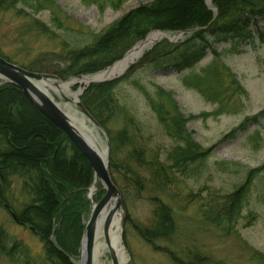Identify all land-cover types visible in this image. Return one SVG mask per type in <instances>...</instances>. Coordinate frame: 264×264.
<instances>
[{
	"label": "trees",
	"instance_id": "obj_1",
	"mask_svg": "<svg viewBox=\"0 0 264 264\" xmlns=\"http://www.w3.org/2000/svg\"><path fill=\"white\" fill-rule=\"evenodd\" d=\"M98 6L101 13L107 7L102 0H83ZM126 0H111V6L118 8ZM21 7V9H20ZM54 0H0V8L15 9L16 13L26 14L48 11L51 22L63 32L79 33L88 36V41L64 38L61 47L46 53L39 66L27 65V69L57 75L62 81L99 71L121 59L137 42L146 38L154 30L166 32L185 31L190 37L179 43L162 40L146 52L140 65L155 69L172 67L177 71L192 69L208 54L213 59L201 72L191 73L185 82L199 89L206 97L215 98L221 105L229 99L222 86L221 75L230 68L224 63L225 50H218L210 40L228 41V50L242 51V45L253 35L251 26L259 18H264V0H153L143 3L125 13L99 34L84 29L67 27L65 17L58 11ZM29 13V12H28ZM32 28L52 39H59V32L41 19H32ZM62 34V33H61ZM264 37V34H263ZM0 54L6 57L1 51ZM48 57V58H47ZM44 60L46 62L44 63ZM49 60V62H47ZM37 64V63H36ZM137 68L132 65L123 79L128 78ZM236 90L242 89L235 74L230 73ZM120 78V77H119ZM93 83L81 96L85 108L107 131L111 151L114 153L130 138V125L135 118L121 104L116 87L121 79ZM122 79V80H123ZM143 92L166 134L175 141L167 152L166 160L155 153L150 159L144 158L143 150H134L133 159L147 166L156 187L165 189L172 181L171 176L201 177L208 167L213 154V146L205 147L194 138L188 123L195 118L183 112L171 91L159 85ZM241 94V92H240ZM125 116L126 125L116 132L111 128L120 116ZM249 119L226 134L234 138L238 132L247 131ZM255 144L264 137L259 131L248 135ZM118 163L113 154L110 157V171L114 182ZM264 173V164L257 168H247L244 179L232 191L210 190L200 198V213L206 221L226 234L237 233L241 219L249 226L257 217L251 209L253 187ZM175 175V176H176ZM26 177L27 194L31 200L20 211L8 208L7 195L12 185V177ZM94 182V170L86 156L69 137L50 119L42 114L27 98L24 92L13 83L0 85V205L16 216L17 223L29 227L43 243V258L52 264H76L79 259L81 241L86 227L85 217L90 209L87 198L89 187ZM259 197L264 200V193ZM153 218L149 224L129 220L140 237L155 250L166 252L158 241L170 238L175 232L172 208L160 198H153ZM11 208V207H10ZM248 215L244 216V211ZM0 228V252L18 263L13 248H7ZM22 256L29 264L30 252L21 243ZM21 244V245H20ZM252 259L264 264V252L252 250ZM180 264V259L172 255Z\"/></svg>",
	"mask_w": 264,
	"mask_h": 264
},
{
	"label": "rangeland",
	"instance_id": "obj_2",
	"mask_svg": "<svg viewBox=\"0 0 264 264\" xmlns=\"http://www.w3.org/2000/svg\"><path fill=\"white\" fill-rule=\"evenodd\" d=\"M54 1L59 6L58 11H61L62 16L66 18L64 23L67 27L99 34L128 11L153 0H126L118 8L111 6V0H102L107 5L103 13L97 5L83 0ZM28 12L19 14L15 9L0 8V51L15 64L22 67L41 65L46 53L60 49V42L64 38L71 42L74 39L88 41L86 35L63 32L64 29L57 28L51 22L48 11L38 14L31 10ZM33 18L48 23L53 31L59 32L60 38L52 39L32 28ZM251 33L253 36L243 43V50L240 52L228 50L231 42L210 40L213 47L220 51L225 50L223 60L230 68V71L225 70L221 75L222 86L229 95V99L223 105L215 98L211 100L206 97L199 89L185 82L191 73H200L202 68L211 62L213 54L210 49L207 56L192 69L177 71L172 67L155 69L140 65L148 50L153 49L162 40H167L162 38L153 45V48L144 51L142 57L133 64L137 68L128 78L123 79L132 65L119 78L121 80L116 87V94L136 122L135 125H130V138L125 145L120 146L114 153L109 145V161L113 154L119 165L115 173L118 179L116 185L125 200L126 209L117 210V213L121 214L119 244L123 249L125 264H178L172 255L180 259V264H257L252 259L251 251L264 252V200L259 197L260 193H264V173L256 180L253 187L250 207L256 211L257 217L249 226H245L244 218L241 219L237 233L226 234L206 221L200 213V198H198L200 191L203 195L213 189L222 192L232 191L244 179L247 168H257L264 164V141L260 140L253 144L248 140V135L255 131H259L264 137V18H259L252 24ZM166 34L174 37L178 32H166ZM190 35L189 32L184 33L175 43L186 40ZM230 73L237 76L242 89L236 90L237 86L233 84ZM153 85H159L175 95L183 112L195 116L188 123L194 138L205 147H214L213 154L208 160L207 171L201 177L198 175L184 177L175 174L176 176H171L172 181L167 183L165 189L156 187L148 167L132 157L133 151L137 149L145 151L144 158L147 160L154 153L162 160H166L167 152L175 144V141L166 134L143 92V87L149 91L153 89ZM83 86L74 83L70 86V92L67 93L66 90L63 92L69 97ZM51 93L64 109L81 117L77 108L67 103L60 92L51 89ZM245 119H249L247 131L238 132L234 138H225L226 134L238 128ZM88 125L93 131L96 142L104 149L107 146L108 133L105 136L89 123ZM125 125L126 120L123 115L111 124V128L116 132ZM28 182L29 178L26 177H12L10 193L7 195L10 211L13 209L20 211L30 202L31 198L27 194L26 187ZM94 183L95 181L92 185ZM92 185L87 192L90 209L85 221H88L92 211L91 199L96 201L103 193L97 192L102 188L101 183L98 182L96 193L90 197ZM155 197L162 199L172 208L175 232L170 238L157 242L167 250L166 252L155 250L148 244L138 235L129 220L132 218L135 223L149 224L153 218ZM10 211L0 205V228L4 231L2 237L5 247L13 248L15 257L21 259V262H13L9 256L0 252V264H25L26 258L22 256L21 247L16 243H21L29 250L31 257L28 258L29 264H52L43 258V243L40 238L29 227L17 223ZM246 215L248 211L245 210L244 216ZM81 252L82 249L76 264L81 259ZM101 260L112 264L108 247Z\"/></svg>",
	"mask_w": 264,
	"mask_h": 264
},
{
	"label": "water",
	"instance_id": "obj_3",
	"mask_svg": "<svg viewBox=\"0 0 264 264\" xmlns=\"http://www.w3.org/2000/svg\"><path fill=\"white\" fill-rule=\"evenodd\" d=\"M208 3L210 4L211 0H208ZM153 32H160L162 34L166 33L165 31H152L145 39L139 41L130 50H128L121 59L115 61L106 68L91 74L84 75L80 78H71L64 82L60 81V79L52 73L28 70L0 55V80L2 81L0 85L4 82H10L18 86L31 101V103L42 114L50 119L59 129H61L77 146V148L86 156L94 170L95 182L98 181L102 185V188L97 191L103 192L101 196L96 201L91 199L92 211L83 233L81 259L77 264H94L96 235L98 226H100L98 224L104 212L106 217L103 221L104 223L102 227L105 239L108 244L110 259L112 264H120L116 253L109 242L108 230L112 219L117 213V210L120 208H123L124 210L126 209L124 197L119 187L114 182L110 171V141L107 136V132L94 118V116L85 108L80 97L85 91L86 87L90 84L113 81L121 77L129 68V66L121 72L117 71L115 66L119 62L125 60H131V64L135 63L144 54V52L136 53L138 47L141 46ZM184 33L186 32L181 31L178 32V35L174 37L164 36V38L171 42H175ZM160 40H158L156 43H158ZM151 48H153V45L147 49ZM89 77H91L89 81H84L85 78ZM74 83H80L84 86L77 93L71 94L69 97L66 96L63 90L70 92V86ZM51 89L60 92V95L65 99V101L67 103L73 104L79 113L85 117V120L91 123L94 129L101 131L105 136H107V146L104 149L98 145L94 135L91 133V130H86L85 125L82 122L72 118L68 113L65 112V110L60 106V104H58V102L50 93ZM112 202L115 203V206H110Z\"/></svg>",
	"mask_w": 264,
	"mask_h": 264
},
{
	"label": "bare ground",
	"instance_id": "obj_4",
	"mask_svg": "<svg viewBox=\"0 0 264 264\" xmlns=\"http://www.w3.org/2000/svg\"><path fill=\"white\" fill-rule=\"evenodd\" d=\"M164 36L171 37L169 34H166V33H164V34H162L160 32H153V33H151L149 35V37L147 38V40L141 46L138 47L136 53H138V52H144L148 47H151L158 40L164 38ZM131 62H132L131 60L121 61V62H119L115 66V69L117 71L121 72V71L125 70L131 64ZM89 79H91V77L85 78L84 81H89ZM50 93H51V91H50ZM54 99L56 100L55 97H54ZM58 104H60V103L58 102ZM60 106H61V104H60ZM64 110L72 118L78 120L79 122H82L85 125V129L86 130H89V131L91 130V133L93 135V131H92L91 127L88 125L89 122L87 120H85V117L83 115L80 114L81 117H78V116L73 115L72 113H70L69 110H67V109H64ZM89 124L91 125V123H89ZM94 178H95V173H94ZM97 187H98V181H96L94 183V185H92V187L90 189V191H91L90 193H91V196L92 197L96 193V191L98 189ZM110 206H115V203L112 202ZM107 211H108V209H107ZM105 217H106V215H105V212H104V214L101 217L100 222L98 224L100 226H98V231H97V235H96L95 258H94L95 260H94V264H107L105 261L101 260V256L105 253V250L108 247L107 241H106L105 236H104V233H103V227H102V225L104 223L103 221H104ZM85 224H87V221H85ZM120 224H121V214L120 213H116V215L114 216V218L112 219V222L110 224V227H109V230H108V234H109V242H110L111 246L113 247V249H114V251L116 253V256L118 258L119 263L120 264H124L125 257H124V254H123V249H122L121 245L119 244V239H120V233H119Z\"/></svg>",
	"mask_w": 264,
	"mask_h": 264
}]
</instances>
